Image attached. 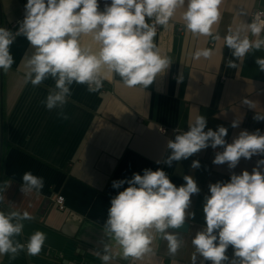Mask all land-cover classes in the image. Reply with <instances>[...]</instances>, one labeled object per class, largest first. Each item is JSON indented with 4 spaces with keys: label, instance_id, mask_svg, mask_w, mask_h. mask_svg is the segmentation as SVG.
I'll list each match as a JSON object with an SVG mask.
<instances>
[{
    "label": "crops",
    "instance_id": "1",
    "mask_svg": "<svg viewBox=\"0 0 264 264\" xmlns=\"http://www.w3.org/2000/svg\"><path fill=\"white\" fill-rule=\"evenodd\" d=\"M26 3L0 0V27L9 30L13 22L22 20ZM256 8L264 10V0H222L221 19L214 26L220 40L187 32L180 18L182 10H178L154 38L161 54L171 58L170 68L146 89L127 88L115 74L106 75L96 93L74 83L64 108L68 120L59 119L58 110L41 104L54 87L53 80L36 87L25 83L24 60L33 49L18 36L11 46L15 62L7 72L0 70V210L27 211L33 217L25 221L18 238L21 242L35 231L44 232L47 239L39 255L21 252L11 262L4 255L0 264H102L96 253H102L108 243L103 225L110 201L128 187L125 183L113 188L112 182L131 179L133 173L143 175L144 169L164 170L177 187L185 183L184 175L193 176L201 189L191 197L189 211L195 218L186 220L190 223L187 231L174 230L183 241L175 256L169 255L167 241L157 236L154 252L135 261L122 259L113 243L115 258L110 264H191V239L205 224L202 209L204 196L210 195L209 184L229 182L232 173H251L264 155L241 158L236 168L229 169L227 163H212L223 148L208 147L169 167L163 162L170 155L167 143L187 131L197 115L206 117L205 131L226 127L227 143L243 130L259 129L264 134V120L253 119L256 112L264 115V72L255 64L256 57L264 58V50L235 61L223 40L230 27L251 23ZM249 37L255 39L250 33ZM81 43L96 47L88 35ZM198 49H210L212 55L195 59ZM230 59L239 67H226ZM245 98L255 103V109L242 103ZM237 119L239 126L233 128ZM193 160L199 161V168H191ZM28 171L43 177L39 193L21 192L22 177ZM58 196L64 197L63 210ZM227 255H233L231 246Z\"/></svg>",
    "mask_w": 264,
    "mask_h": 264
},
{
    "label": "clouds",
    "instance_id": "2",
    "mask_svg": "<svg viewBox=\"0 0 264 264\" xmlns=\"http://www.w3.org/2000/svg\"><path fill=\"white\" fill-rule=\"evenodd\" d=\"M222 0H111L100 10L98 0H27L24 18L19 29L12 32L0 27V70L7 72L13 65L11 46L18 36H23L33 52L24 60L25 83L33 87L51 79L50 88L41 101L47 110L56 109L57 117L68 120L64 111L71 96V86L86 85L90 93L98 92L108 74L117 75L127 88L137 86L146 89L171 66V58L162 55L154 43L157 26L166 27L181 12L183 27L194 36L211 37L214 26L221 19ZM264 13H258L251 23L229 28L223 37L235 61H242L248 54L264 50ZM255 37L251 39L249 37ZM90 36L93 44L83 45L82 37ZM212 50L198 49L194 58H210ZM234 60H228L226 67L238 68ZM255 64L264 72V58L256 57ZM243 104L255 109V103L243 99ZM254 120H264L256 112ZM239 120L232 127L239 126ZM204 115L195 116L188 130L169 140L170 155L163 161L169 167L172 163L188 159L208 147L223 151L215 153L213 164L227 163L234 169L241 158L250 160L254 155H264V134L257 129L249 133L243 130L227 143L228 129L217 126L208 129ZM161 161H157L160 163ZM200 167L193 160L192 169ZM264 159L249 173H232L229 182L218 181L209 184L210 195L204 196L203 214L205 224L191 239L194 251L191 264L210 261L211 264H264ZM185 183L179 187L172 183L164 170L144 169L143 175L133 173L131 179L113 181V188H121L110 201L103 232L108 243L103 252L96 255L102 264H110L113 243L120 250L124 260H141L154 252L152 247L157 236L167 241L169 255L175 256L183 241L175 234L185 225L187 219L195 218L189 211L191 197L201 189L193 176L184 175ZM21 192L39 193L44 187L43 177L28 171L22 177ZM3 197L0 196V201ZM33 217L29 212L0 210V257L7 255L15 261L21 252L29 256L41 253L47 236L35 231L25 242L23 235L25 221ZM231 246L230 258L227 250Z\"/></svg>",
    "mask_w": 264,
    "mask_h": 264
},
{
    "label": "built area",
    "instance_id": "3",
    "mask_svg": "<svg viewBox=\"0 0 264 264\" xmlns=\"http://www.w3.org/2000/svg\"><path fill=\"white\" fill-rule=\"evenodd\" d=\"M98 3H99V6H100V10L102 11L103 8H104V5L105 3H111V0H98ZM258 13H264V10L260 9V8H256L252 11L251 13V22H252V19L258 14ZM264 18V17H262ZM23 20V19H22ZM22 20H19V21H16V22H13L11 25H10V31L12 32H16L18 31L19 29V22L22 21ZM162 26H157V31H159L161 29ZM211 45H213V43H211ZM57 203L59 204V207L60 209H65V203H64V197L63 196H58L57 197ZM160 264H164V263H160Z\"/></svg>",
    "mask_w": 264,
    "mask_h": 264
},
{
    "label": "water",
    "instance_id": "4",
    "mask_svg": "<svg viewBox=\"0 0 264 264\" xmlns=\"http://www.w3.org/2000/svg\"><path fill=\"white\" fill-rule=\"evenodd\" d=\"M189 226H190V223L188 221H186L185 225L182 228L176 229V230H180V231L185 232V231H187L189 229Z\"/></svg>",
    "mask_w": 264,
    "mask_h": 264
}]
</instances>
